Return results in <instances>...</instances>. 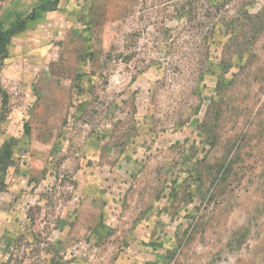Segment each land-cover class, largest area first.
<instances>
[{"label":"rangeland","instance_id":"374dc122","mask_svg":"<svg viewBox=\"0 0 264 264\" xmlns=\"http://www.w3.org/2000/svg\"><path fill=\"white\" fill-rule=\"evenodd\" d=\"M27 16L0 264H264V0H0Z\"/></svg>","mask_w":264,"mask_h":264},{"label":"trees","instance_id":"16d2710c","mask_svg":"<svg viewBox=\"0 0 264 264\" xmlns=\"http://www.w3.org/2000/svg\"><path fill=\"white\" fill-rule=\"evenodd\" d=\"M209 1H212L214 3H219L220 0H209ZM27 18H28V16L23 17V18L19 17L15 20V22L13 23L11 28H9L6 31H0V53L4 51L5 43L10 38V36L23 29V26H24ZM1 57H3V56H1ZM89 87L90 88H88L87 90H84L83 87H81L80 85L78 86V89L81 92L85 93L84 94L85 98L82 97L81 100L79 101L80 106H83V105L87 106L90 102V97H92V95H91V92L89 89H91L92 86H89ZM80 95H82V93H80ZM10 154H11V149L9 148V146L7 144L3 145L0 148V170H4L8 166L9 158L11 156ZM4 188H5V183L2 180H0V192H2L4 190ZM26 244H27V242H26ZM2 264H4V263H2Z\"/></svg>","mask_w":264,"mask_h":264}]
</instances>
